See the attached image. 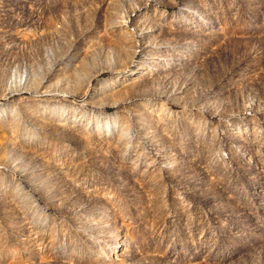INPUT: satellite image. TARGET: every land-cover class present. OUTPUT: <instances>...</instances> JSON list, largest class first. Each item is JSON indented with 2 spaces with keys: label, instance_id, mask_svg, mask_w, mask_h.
Listing matches in <instances>:
<instances>
[{
  "label": "rangeland",
  "instance_id": "1",
  "mask_svg": "<svg viewBox=\"0 0 264 264\" xmlns=\"http://www.w3.org/2000/svg\"><path fill=\"white\" fill-rule=\"evenodd\" d=\"M0 264H264V0H0Z\"/></svg>",
  "mask_w": 264,
  "mask_h": 264
}]
</instances>
